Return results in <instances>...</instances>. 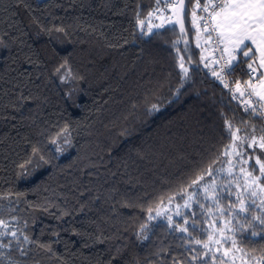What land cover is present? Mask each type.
<instances>
[{
	"label": "trees",
	"instance_id": "16d2710c",
	"mask_svg": "<svg viewBox=\"0 0 264 264\" xmlns=\"http://www.w3.org/2000/svg\"><path fill=\"white\" fill-rule=\"evenodd\" d=\"M159 5L0 0V220L2 244L11 241L0 246V264H215L195 243L206 237L196 205L172 225L153 213L224 165L233 143L226 121L249 152L264 118L205 66L191 0L192 63L175 21L139 31ZM254 57L240 52L234 77L245 78ZM236 236L264 264V225Z\"/></svg>",
	"mask_w": 264,
	"mask_h": 264
},
{
	"label": "rangeland",
	"instance_id": "374dc122",
	"mask_svg": "<svg viewBox=\"0 0 264 264\" xmlns=\"http://www.w3.org/2000/svg\"><path fill=\"white\" fill-rule=\"evenodd\" d=\"M171 0H163L162 4L158 7L154 8L144 19L143 25L138 24L139 31L142 34H149V28L151 27L152 31L158 25L163 24V26L167 24H172L175 21V15L173 12L172 5L170 4ZM193 10V8H192ZM196 15L199 16L196 11ZM192 18V11L190 14V20ZM171 21V23H169ZM191 26L194 30L193 41L197 46L196 39V27L191 23ZM199 28L201 30V37L199 40V48L202 53L203 62L205 66L209 69L213 68L215 65V59L213 56L212 47L208 43H205L206 39L203 34L201 24H199ZM247 43V42H246ZM243 51H248L247 48H244ZM230 52H235L238 55L241 51L233 50L232 46L230 48ZM229 53V51H227ZM237 57V56H236ZM253 66V65H252ZM254 69H256L253 66ZM256 73L257 79L254 84L259 83L260 77L258 75V71H254ZM257 142L260 139L253 138ZM248 143V147L251 151L245 152L241 146L239 147L236 144L235 149H228V155H226L225 163L222 167L216 170L213 174V178L203 185L199 186L193 192L188 194L184 200L180 203H167L162 205L158 210L153 213V216L156 218H164L168 221V217H172L173 222L178 221L180 216L185 215L187 211H190L194 205L198 208L197 215L202 218V225L205 229L206 237L203 242L208 240V235L212 234L213 240H220L221 243L210 244V251L208 254L212 257L213 262L215 264H257L258 261L255 259L249 258L246 253L242 251V249L238 246L236 242V233L240 230H245L248 228L249 223H258V220H254L253 217L260 216L264 218V207H261V201L264 200V195H259L255 197V205L251 204V197L249 193L245 191V177L241 172V169H245L246 171L253 172L251 165L255 163V159L257 156V152H261L262 150L259 148L258 143L254 146L252 145V140ZM238 152L240 155H236ZM251 153V154H250ZM260 157V156H259ZM262 161H264V156L260 157ZM247 161V162H246ZM258 168V166H257ZM229 169L231 172H229ZM253 175H259L258 171H254ZM215 183L216 188L215 191L218 193L219 197V207L212 199H205L204 187L205 185H211ZM261 184H264V180L260 181ZM239 185V186H238ZM210 195V193H209ZM189 196L192 197L189 200ZM239 197V199H238ZM240 200L245 201L248 204V210L246 212H239ZM188 202L189 207H184L185 202ZM199 205H203L200 207ZM179 206V207H178ZM221 209L223 211H221ZM179 211L181 214L177 216L176 213ZM157 212L160 215H157ZM184 227V226H181ZM217 230L223 231V237L221 236V232ZM6 231L3 228V225H0V233H5ZM6 234V233H5ZM4 234V235H5ZM4 235H0V246L2 247V237ZM226 237V239H224ZM235 241V246H233L232 241ZM202 242V243H203ZM202 245V244H201ZM219 249V251H217ZM227 251V255L224 253Z\"/></svg>",
	"mask_w": 264,
	"mask_h": 264
},
{
	"label": "snow or ice",
	"instance_id": "6c2138e0",
	"mask_svg": "<svg viewBox=\"0 0 264 264\" xmlns=\"http://www.w3.org/2000/svg\"><path fill=\"white\" fill-rule=\"evenodd\" d=\"M161 0H157V5H159ZM173 10H175L178 14L179 13H185V0H178L177 3L172 5ZM199 10L203 13H206L205 16H197L196 11ZM151 15V13H149ZM203 22V32L207 34V41L212 42L213 36L212 34L215 33V43L217 45H224L223 51H229V46H232L233 50H239L242 52L244 57H249L253 55L255 52L259 53V67L264 68V0H204V3L201 4L200 0H197V3L195 5V8L192 10V18L191 23L196 27V39H197V47H199V40L201 37V30L199 28L200 22ZM177 22L181 25V32H184V24L182 20H178ZM143 21H140V24L143 25ZM171 23V21H169ZM156 27H163V24L158 25ZM149 31H152L151 27L149 28ZM247 42V43H246ZM254 46V47H253ZM244 48H247L248 51H243ZM184 57H180V69L184 72L185 75L188 73V69L184 67L183 63ZM249 69H252V71H256V69L253 68L252 64L248 65ZM60 69H57L59 71ZM226 71H231V68L228 67L225 69ZM213 76H219V73L213 71ZM246 87L244 90H241V86L239 82L236 84V91L239 92L240 96H244L247 94L249 97L255 96L257 97L258 102H264V74L261 75L259 83L253 84L251 80L245 82ZM225 87H228V84L225 83ZM246 105V108L251 107L252 111L255 112V107L251 105V100L244 102ZM260 107H264V103L260 104ZM155 109V106H153V110ZM228 129L230 131V135L233 138V143L230 145L225 146V152L224 155H228V149H235L236 143L235 141L241 140L243 138L237 136V132H239V129H237L235 132L231 131V123L227 122ZM55 143V141H53ZM258 143L259 148L262 150L260 155L264 156V136H261L259 142H257L255 139L252 140V145L254 146ZM34 151H36L34 149ZM59 151V149H57ZM236 155H240V153L236 152ZM41 159H43L41 157ZM247 162V161H246ZM258 166V168H257ZM253 172L258 171L259 175H253V172L246 171L245 169H241V172L243 173L245 177V184L244 188L245 191L249 193V196L251 199V204L255 205V197L259 195H264V184H261L260 181L264 180V161L260 159L259 156L256 157L255 163L251 165ZM229 172L231 170L229 169ZM206 175L211 176L212 170H210L206 173ZM204 176L199 175L196 179L192 180L191 185L199 186L200 182L203 181ZM239 186V185H238ZM216 185L215 183L211 185H205L204 192H205V199H212L216 202L217 207H219V197L218 193L215 191ZM210 193V195H209ZM172 197H169V202H171ZM189 200L192 199L191 196L188 198ZM239 199V197H238ZM200 207H203V205H199ZM179 207V206H178ZM184 207H189L188 202H185ZM261 207H264V200L261 201ZM248 210V204L240 200V207L239 212H246ZM221 211H223L221 209ZM157 215H160L159 212H157ZM177 216H180L181 214L179 211L176 213ZM254 220H258L261 225H264V218L260 216L253 217ZM168 222L170 225L173 224L172 217H168ZM188 220L184 219V225H188ZM195 222H193L194 227ZM0 225H3L5 228L8 227V225L5 223V221L0 220ZM178 230L182 233L188 232V227H180L176 226ZM221 232V236L223 237V231L217 230ZM0 235H3V233H0ZM191 235V234H189ZM253 236L259 235L258 233L253 232ZM11 236L13 238H17L16 232H12ZM226 239V237L224 238ZM28 237H24V241H27ZM196 244H202L203 248L210 251V244L221 243L220 240H213L212 234L208 235V240L206 242L196 240ZM11 244V241H9L8 245H2L3 247H8ZM233 246H235V241H232ZM191 251L196 252V249L193 248ZM208 251H205L204 255H208ZM219 251V249H217ZM25 253L22 251L21 255H24ZM228 253L227 251L224 253L226 256ZM199 259V254L193 255L192 260ZM202 264H207V261H202Z\"/></svg>",
	"mask_w": 264,
	"mask_h": 264
},
{
	"label": "built area",
	"instance_id": "2783aa9c",
	"mask_svg": "<svg viewBox=\"0 0 264 264\" xmlns=\"http://www.w3.org/2000/svg\"><path fill=\"white\" fill-rule=\"evenodd\" d=\"M201 4L204 3V0H200ZM197 3V0H191V6L194 9L195 5ZM170 4L173 5L174 4V0L170 1ZM199 16H205L206 13H203L199 10H197ZM201 24V28L203 31V22H200ZM205 39L207 41L208 37L207 34L204 33ZM213 36V41L212 42H208V44L210 45V47H212L213 50V56L215 59V65L213 68L209 69L211 73H213V71L219 73V76H214L218 82L221 85H225V83L228 84V87H225L227 89H229L234 98L237 100V102L242 106L246 108V105L244 102H247L249 100H251V105L255 107V111L258 112L259 114H261L264 118V107H260L261 103L264 102H258L257 97L252 96L249 97L247 94H245L244 96H240L239 92L236 91V84L237 82H239L240 86H241V90H244L246 87V83L247 81L251 80V82L254 84V82L257 79L256 73L254 71H252V69H248L247 70V76L245 78H240V77H234L233 75V65L236 62L238 55H236L235 52H230V47H229V53H227V51H223L222 49L224 48V45H217L214 41H215V33L212 34ZM237 56V57H236ZM230 67L231 71H226L225 69ZM251 108V107H248Z\"/></svg>",
	"mask_w": 264,
	"mask_h": 264
},
{
	"label": "water",
	"instance_id": "95a60500",
	"mask_svg": "<svg viewBox=\"0 0 264 264\" xmlns=\"http://www.w3.org/2000/svg\"><path fill=\"white\" fill-rule=\"evenodd\" d=\"M178 0H174V4L177 3ZM188 4H189V0H185V10H186V14L185 13H177L175 10H173L174 15H175V31L179 36L180 39V44L183 50L184 55L186 56L187 60L192 63V57L190 54L191 48H192V44H191V38H190V34L187 30V12H188ZM178 20H182L183 24H184V32H181V25L179 22H177Z\"/></svg>",
	"mask_w": 264,
	"mask_h": 264
},
{
	"label": "crops",
	"instance_id": "0c3cea01",
	"mask_svg": "<svg viewBox=\"0 0 264 264\" xmlns=\"http://www.w3.org/2000/svg\"><path fill=\"white\" fill-rule=\"evenodd\" d=\"M231 48V46H229ZM254 47V46H253ZM255 68L256 70L258 71V75L259 77L264 74V68H260L259 67V53L258 52H255V57L251 60L250 62Z\"/></svg>",
	"mask_w": 264,
	"mask_h": 264
}]
</instances>
